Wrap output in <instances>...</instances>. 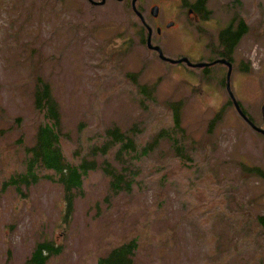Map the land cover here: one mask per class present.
Listing matches in <instances>:
<instances>
[{
	"label": "rangeland",
	"instance_id": "rangeland-1",
	"mask_svg": "<svg viewBox=\"0 0 264 264\" xmlns=\"http://www.w3.org/2000/svg\"><path fill=\"white\" fill-rule=\"evenodd\" d=\"M105 1L0 0V264H26L42 242L59 250L47 264H97L131 240L134 264H264V227L256 220L264 217V178L240 171L264 172V136L229 101L227 69L165 63L141 43L150 28L152 45L169 59L214 60L218 33L234 16L244 20L249 32L232 56L229 87L243 115L262 128L264 0H205V21L188 13L199 0H135L140 14L132 10L134 0ZM153 6L159 8L156 20ZM168 22L174 25L164 31L160 24ZM127 74H136L139 85H155V101L142 100ZM35 76L51 87L67 161L91 160V149L106 143L112 127L128 132L138 126L141 148L172 126L171 102L182 104L176 137L187 156L177 159L166 140L139 163L127 158L119 165L118 146L97 155L124 181L136 180L113 192L100 168L88 172L69 217L56 183L2 192L9 176L23 171L25 149L46 123L34 108Z\"/></svg>",
	"mask_w": 264,
	"mask_h": 264
},
{
	"label": "trees",
	"instance_id": "trees-1",
	"mask_svg": "<svg viewBox=\"0 0 264 264\" xmlns=\"http://www.w3.org/2000/svg\"><path fill=\"white\" fill-rule=\"evenodd\" d=\"M185 3V2H184ZM199 13L205 19L209 11L206 8V1L199 0L196 3ZM188 7V6H186ZM249 32V28L244 20L236 16L230 21L228 26L218 33V41L222 42L227 49L222 58L227 57L228 50L232 47L235 49L243 37ZM142 43V42H141ZM219 49V48H217ZM218 56V54L216 55ZM36 73H34L35 75ZM38 76L34 77L35 89L33 92V102L35 110L41 114L46 123L41 124L35 135V143L31 148H26V158L23 163V171L13 173L1 185V191L7 188H14L17 193H21V188L29 189L31 186L38 184L41 181H49L60 185L64 192L65 200V216H70L73 210V202L78 194L75 190H81L83 186V178L90 171L101 169L104 174L110 178V189L117 192L122 183L127 189H130L134 184L136 177L131 176L127 181H124V176L115 167L110 166L106 160L99 164L95 157L97 155L106 157L113 147L116 148L114 159L119 165L125 164V159H129L130 164L141 162L154 151L160 141L166 140L173 147L175 153L179 156L177 159L187 156L184 146L177 143L176 134L181 132V110L180 102H171L168 104L171 112L172 126L168 129L160 130L151 140L138 148L135 139V133L138 126H133L128 132H122L117 127L109 128L105 131L106 143L100 147H93L91 150V160H82L78 165H75L66 160L61 150V115L55 102L51 87L48 83L43 82ZM138 76L136 74H127L126 80L136 86L142 100L155 101V85H139L137 84ZM38 81V82H37ZM244 112V111H243ZM210 122L206 131V137L211 134V129L218 122L220 114ZM209 133V134H208ZM19 143V140H18ZM21 139H20V143ZM185 159V158H183ZM51 172L52 175H44L43 172ZM242 175L246 172L260 179L264 178V172L256 167H240ZM250 175V176H252ZM246 176V177H250ZM23 194V193H22ZM258 227H264V217H256ZM136 251V242L131 240L114 247L105 257L98 259L97 264H134ZM31 256L26 264H47L52 255H58L59 250L52 243H38L31 252Z\"/></svg>",
	"mask_w": 264,
	"mask_h": 264
},
{
	"label": "flooded vegetation",
	"instance_id": "flooded-vegetation-1",
	"mask_svg": "<svg viewBox=\"0 0 264 264\" xmlns=\"http://www.w3.org/2000/svg\"><path fill=\"white\" fill-rule=\"evenodd\" d=\"M101 1V0H100ZM123 1V0H122ZM106 2V1H105ZM91 3V2H90ZM96 4L95 5H93V6H104L105 5V3L103 4V5H97L99 2H95ZM175 9H176V6H175ZM175 13H177V10L175 11ZM188 13H189V15L190 16H192V17H194V18H196L197 20H199V16H201L200 15V13H199V9H198V7H197V5H196V3L193 5V6H191V8L188 10ZM155 20H156V18H155ZM202 21H205L204 19L202 20ZM141 22V21H140ZM141 24H142V26H143V29H146V26H145V24H143L142 22H141ZM169 24H173L174 25V23L173 22H168V23H165L164 25L163 24H160V26H162V27H164V31H166V30H170V29H172V27H168L169 26ZM226 28V27H225ZM224 28V29H225ZM223 29V30H224ZM151 30V29H150ZM222 31V30H221ZM155 32L159 35L160 33H161V27H157L156 28V30H155ZM148 35V34H147ZM147 35L145 36L144 35V40H143V38H142V43H143V41H144V44H145V46H146V39H147ZM152 37H153V35H152V33H151V44H153L152 43ZM193 45H195V44H193ZM155 46V45H154ZM217 47L219 48L218 49V56H216V58L214 59V60H211L210 58H208L207 60H205V61H201L200 59V61L199 60H188L192 65H195V64H206V65H208V66H205V67H203V68H193V67H189V66H187V65H185V64H181V65H183L185 68H188V69H211L212 67H214L215 65H220V66H222V67H224L225 69H227V71H228V67L226 66V65H224V64H213L215 61H219V60H226V61H228L230 64H231V69H233V65H234V61H233V59H232V56L234 55V52H235V49L232 47L230 50H228V55H227V57H225V58H222V57H220V56H224L225 55V52L227 51V49L223 46V44H222V42L220 41L219 43H218V45H217ZM155 53H157V52H155ZM157 57H158V55H157ZM182 58H187V57H185V56H180L178 59H175V60H179V59H182ZM159 59V58H158ZM160 60V59H159ZM160 61H162V60H160ZM163 62V61H162ZM166 63V62H165ZM226 78H227V72H226V77H225V89H226ZM226 92H227V94H228V96H229V101L232 103V105H233V100L231 99V97H230V95H229V93H228V91L226 90ZM242 117V116H241ZM243 118V117H242ZM248 118V117H247ZM249 119V118H248ZM243 120L248 124V126L252 129V131L253 132H255L256 134H258V135H260L261 133H259L258 131H256L255 129H254V127H252V125L247 121V120H245L244 118H243ZM250 120V119H249ZM252 122V121H251ZM257 127V126H256ZM259 128V127H258ZM260 129H262V130H264V126L262 127V128H260Z\"/></svg>",
	"mask_w": 264,
	"mask_h": 264
},
{
	"label": "water",
	"instance_id": "water-1",
	"mask_svg": "<svg viewBox=\"0 0 264 264\" xmlns=\"http://www.w3.org/2000/svg\"><path fill=\"white\" fill-rule=\"evenodd\" d=\"M117 1L121 2L122 0H117ZM104 3H105V0H101V2H100L99 4H100V5H103ZM134 4H135V0H134L133 3H132V9H133V11H135ZM150 12H151L152 17H154V18L157 17V15H158V7H156V6H155V7H152V8L150 9ZM138 15H139V14H138ZM139 16H140V15H139ZM141 21L143 22V19H141ZM147 31H148V36H147V39H146V47H147V49H149V50H152V51H154V52H157L159 58H160L162 61H164V62H168V63H170V64H181V63H185V64H187L188 66L193 67V68H203V67H205V66H208V65H206V64H195V65H192V64H191L187 59H185V58H182V59H179V60H171V59L165 57V56L163 55V53H162V51H161V49H160L159 47H156V46H152V45H151V30H150L149 28H147ZM213 64H224V65H226V66L228 67L227 78H226V80H227V91H228V93L230 94V97L233 99V95L231 94V92H230V87H229V79H230V76H231V73H232L231 64H230L228 61H226V60L215 61ZM233 103H234V107H235V109L240 113V115H241L243 118H246V116L243 115V113L240 111L239 106H238V104L234 101V99H233ZM261 114H262V119H263V122H264V104H263L262 107H261ZM252 126H253V125H252ZM254 128H255V127H254ZM256 130H258V129L256 128ZM258 131H259V130H258ZM260 133H261L262 135H264V130L260 131Z\"/></svg>",
	"mask_w": 264,
	"mask_h": 264
},
{
	"label": "bare ground",
	"instance_id": "bare-ground-1",
	"mask_svg": "<svg viewBox=\"0 0 264 264\" xmlns=\"http://www.w3.org/2000/svg\"><path fill=\"white\" fill-rule=\"evenodd\" d=\"M134 8H135V12L139 13L138 10H137V8H136V5L134 6ZM139 14H140V13H139ZM244 119L247 120L251 125H253L252 127H255V128H254L255 130H256V128L259 130V131H258V130H256V131H258L259 133H260V131H262V129L256 127V126L251 122V120H249L247 117L244 118Z\"/></svg>",
	"mask_w": 264,
	"mask_h": 264
}]
</instances>
